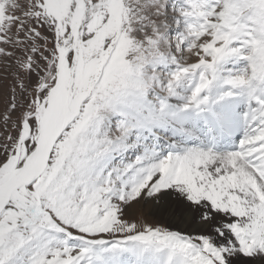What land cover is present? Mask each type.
I'll return each mask as SVG.
<instances>
[{
  "label": "snow or ice",
  "instance_id": "obj_1",
  "mask_svg": "<svg viewBox=\"0 0 264 264\" xmlns=\"http://www.w3.org/2000/svg\"><path fill=\"white\" fill-rule=\"evenodd\" d=\"M0 264H264V0H0Z\"/></svg>",
  "mask_w": 264,
  "mask_h": 264
}]
</instances>
